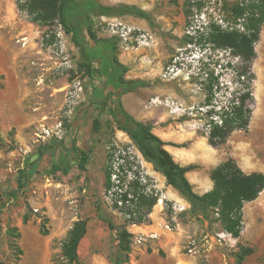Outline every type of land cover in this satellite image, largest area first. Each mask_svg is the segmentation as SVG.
<instances>
[{"label": "rangeland", "instance_id": "1", "mask_svg": "<svg viewBox=\"0 0 264 264\" xmlns=\"http://www.w3.org/2000/svg\"><path fill=\"white\" fill-rule=\"evenodd\" d=\"M23 1L0 0V264H65L62 244L79 220L87 221V233L78 249L81 264H115L121 260L132 264L138 258L133 252L140 253L141 245L134 244L133 236L130 250L125 253L118 236L131 229L135 235L141 233L135 227L141 224H132L133 218L115 209L116 187L127 188L136 179V173L141 178L142 171L148 191L158 199L161 193L166 194L160 190L163 176L154 167L148 169V162L131 139L117 129L112 96L100 110L108 90L104 86L105 78L95 71L97 65L92 70L82 68L71 36L58 24L31 23L27 14L17 7V2ZM97 1L108 6H141L152 20L149 23L132 16L91 17L86 25L82 24L84 18L79 20L84 28L90 25L100 39L117 38L118 57L129 67L126 79L141 76L148 83V87L121 97L124 109L139 121L141 113L166 110L171 121L181 123L184 132L193 135V142L201 141L191 147L188 140L184 145L201 159L195 164L196 169L210 172L212 166L204 161L209 158L206 150L210 151L211 147L202 143L210 110L205 105L208 79H217L213 99L217 112L229 104L235 93L245 91L237 79L238 58L229 51L214 49L202 36L210 18L215 17L220 0H211L190 19L185 13V0ZM129 28L132 32L126 41L114 32ZM263 36L264 27L251 68L256 77L251 122L254 118L258 123L264 121ZM189 37H195V42H189ZM24 38H27L26 46L21 42ZM64 57L71 68H65ZM261 76L262 87L258 83ZM154 100L158 101L154 103ZM167 100L186 111L173 113L165 104H159ZM95 119L98 125L94 124ZM42 125L54 131L45 141L37 136L42 134ZM239 135L249 138L254 135V128L240 134L237 131L231 135L230 142ZM64 146L89 155L85 171L78 168L76 155L62 158ZM112 146L122 151L123 158L117 153L112 160L116 187L107 192L105 171ZM231 149L230 152L239 155V147ZM227 152L224 145L216 153L226 156ZM135 161L138 169L129 165ZM68 165L70 171L65 174ZM248 205L244 209L246 223ZM151 214L171 221V210H162L158 202ZM179 217L186 218L187 213ZM42 227L47 230L46 235L42 234ZM186 246L187 243L184 253ZM18 249L23 251L20 256ZM239 251L240 248L229 253L227 264H239L236 257ZM242 264H246V259Z\"/></svg>", "mask_w": 264, "mask_h": 264}, {"label": "trees", "instance_id": "2", "mask_svg": "<svg viewBox=\"0 0 264 264\" xmlns=\"http://www.w3.org/2000/svg\"><path fill=\"white\" fill-rule=\"evenodd\" d=\"M209 2L211 0H185L184 8L187 18L190 19L195 12H200ZM216 6L215 8L218 9L215 17L210 18L202 36L214 49L229 51L238 58L240 67L237 79L245 88L244 92L235 93L229 100V104L217 112L213 106L214 86L217 79L207 77L209 82L206 88L205 105L210 110L207 111V132L204 136L209 146L219 149L227 144L233 133L247 132L251 124L254 112L253 83L256 79L251 68L257 55L255 48L264 27V0H235L233 3L220 0ZM17 7L19 11L27 14L29 21L33 24L60 25L64 33L71 36L72 44L78 49L82 68L92 70V66L97 65L95 71L105 78L104 86L108 90L100 110L106 107L108 98L112 96L111 108L117 129L125 133L145 161L152 164L155 171L165 177L167 185L173 187L190 203V215L199 220H206L210 224L220 223L225 232L235 239L240 238L245 228V204L255 201L264 191V174L246 175L233 158H228L211 172V179L214 182L213 190L204 195L197 194L186 176L197 166L179 165L165 149L166 143L154 133V126L149 122L135 119L124 109L121 97L137 89L148 87V83L141 79H126L129 68L119 60V40L117 38L100 39L90 25L83 27L91 17L132 16L152 23L148 12L135 5L108 6L97 0H24L17 2ZM81 18L85 19L83 25L79 21ZM189 38V42H195V37ZM94 124H99L98 119L94 120ZM61 151L62 158L66 155H76L78 168L85 171V165L89 159L85 151L65 148V146ZM117 153L120 154V158H123L122 151L115 146L109 148L107 154L108 165L105 171L107 192H111L116 187L111 165ZM129 165H132L131 168L134 166L139 168L136 161ZM55 170H58V167H55ZM69 171L68 165L64 173L68 174ZM142 175V171L141 178L139 173H136V179L127 188L123 185L117 186L114 194L115 209L133 218L132 224L148 222L158 202L157 197L148 191V183H144ZM41 232L43 235L48 233L44 227ZM86 233V220H79L74 224L66 241L62 244V258L65 264H81L78 249ZM133 236L127 231L118 236L123 252L127 253L130 250V239ZM252 253L253 249L240 247L239 253L236 254L238 263L242 264ZM22 254V249H18V255ZM115 264L129 263L121 260Z\"/></svg>", "mask_w": 264, "mask_h": 264}, {"label": "crops", "instance_id": "3", "mask_svg": "<svg viewBox=\"0 0 264 264\" xmlns=\"http://www.w3.org/2000/svg\"><path fill=\"white\" fill-rule=\"evenodd\" d=\"M138 25L141 26L140 23ZM129 79H141V76L135 77V75H132ZM259 119L257 120L259 121ZM141 122H149L154 126V133L166 143L165 149L179 165L190 167L200 162L201 159L196 156L195 152L189 150L184 144L189 140V142H192V147L201 141L193 142V135L188 136L184 132V126L181 123L171 121V116L166 110L141 113ZM253 128L254 135L249 138L239 135L236 136L233 143L230 142L229 138L225 145L229 150L226 156L216 153L219 149L210 146L211 150H206L209 153V158L204 161L206 165L212 166L213 170L231 157L246 175L254 173L264 174V121L260 123L254 122L253 118L249 127L250 131ZM240 133L241 131H239ZM202 143L209 146L206 137H202ZM231 147L233 150L239 147V155L230 152L232 150ZM147 166L151 171L153 165L147 163ZM211 171L200 172L195 169L187 173L186 176L197 194L204 195L213 190L214 182L211 179ZM160 176L162 175L160 174ZM162 178L160 190L165 191L171 200L178 201L179 199L185 202L188 206L187 217H179L176 223V230L169 233L161 228V225L166 220L165 217H154L151 214V220L148 223L141 224L138 228L141 229L143 234L158 232L160 233V238L149 240L148 244L144 245V247L141 246L140 253L137 251L133 252L134 256L138 258H134L135 260L132 261V264H204L205 262H207L205 264H227L229 253L237 252L240 246L253 249V253L246 257V264H264V191L255 201L247 203L249 204L247 210L249 215L248 223L244 219L245 228L242 235L240 238L235 239L220 228V223L210 224L206 220L192 217L189 213L190 203L173 187L167 185L165 177ZM247 204H245V207ZM245 207L244 209H246ZM129 232L133 235L136 234L132 229ZM218 233L227 234L225 237L227 242L216 239L215 236ZM228 235L231 236L229 241ZM190 240H194L197 244L198 252L195 255L183 252L185 243Z\"/></svg>", "mask_w": 264, "mask_h": 264}, {"label": "built area", "instance_id": "4", "mask_svg": "<svg viewBox=\"0 0 264 264\" xmlns=\"http://www.w3.org/2000/svg\"><path fill=\"white\" fill-rule=\"evenodd\" d=\"M117 26L118 25H115V27H117ZM114 32H115V34L120 36L124 41H126L127 40L126 36L132 32V29L129 28L127 31L125 29H123V31H121V32L116 31V29H114ZM26 40H27V38L22 39L21 42L23 43V46H26V44H27ZM139 41L141 42V35H139ZM64 60H65V62L63 64H64L65 68H71L72 65L68 61L67 57H64ZM157 101L158 100H154L153 102L156 103ZM159 104H165L166 107H169L173 113H176L179 111H186L181 105L177 104L174 101L167 100L164 103L159 101ZM41 131H42V134L41 135L38 134L37 136L39 137L38 140H42V141H45L46 138L51 137L53 135V132H54L53 129L47 125H42ZM115 177L116 176L114 175L113 179ZM160 205L162 206V210H165L167 208L171 210V221L165 220V222L161 225V228L164 231L172 233L176 230L175 224L177 223L179 216L188 211V206L185 202L169 199L167 197V195L164 193H161L160 197L158 198V206H160ZM217 217H218V214H217ZM135 227H139V226H135ZM226 235L227 234H224V233H218V234H216L215 238L218 240H224L227 242V239L225 238ZM230 237L231 236L228 235V241H229ZM158 238H160V233H158V232H152L150 234L139 233L137 235H134V244L142 246L145 243H147L149 240H157ZM186 250H187V253L190 255L197 254L198 249H197L196 242L194 240H190L187 243Z\"/></svg>", "mask_w": 264, "mask_h": 264}, {"label": "bare ground", "instance_id": "5", "mask_svg": "<svg viewBox=\"0 0 264 264\" xmlns=\"http://www.w3.org/2000/svg\"><path fill=\"white\" fill-rule=\"evenodd\" d=\"M263 38H264V36H263ZM262 81H263V77L261 76L260 79H259V82H258L260 87H262Z\"/></svg>", "mask_w": 264, "mask_h": 264}]
</instances>
